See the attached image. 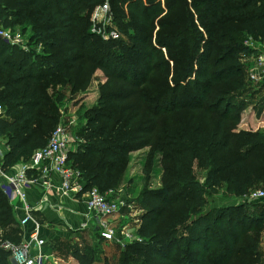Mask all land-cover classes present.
Listing matches in <instances>:
<instances>
[{
    "label": "trees",
    "instance_id": "obj_1",
    "mask_svg": "<svg viewBox=\"0 0 264 264\" xmlns=\"http://www.w3.org/2000/svg\"><path fill=\"white\" fill-rule=\"evenodd\" d=\"M104 3L116 39L90 27L94 8ZM8 23L30 30L31 49L0 39L3 170L47 144L58 109L100 70L106 81L97 103L78 109L83 122L71 133L79 141L68 164L81 174L82 193L96 187L119 195L128 156L140 148L150 149L144 173L156 151L175 156L163 166L160 187L138 194L142 237L122 246L116 264L261 262L264 208L203 210L207 192L225 185L224 197L236 199L264 183V133L232 131L243 108L232 97L245 77L243 39L264 43V0H0V24ZM179 112L191 115L180 121ZM194 161L207 170L203 183ZM89 233L105 241L96 227ZM22 239L0 191V264H13L4 244ZM71 253L80 264L95 260L94 248L74 246Z\"/></svg>",
    "mask_w": 264,
    "mask_h": 264
},
{
    "label": "rangeland",
    "instance_id": "obj_2",
    "mask_svg": "<svg viewBox=\"0 0 264 264\" xmlns=\"http://www.w3.org/2000/svg\"><path fill=\"white\" fill-rule=\"evenodd\" d=\"M103 5V4H102ZM101 6V4L99 5ZM98 7V5L96 6ZM95 7V8H96ZM94 8V9H95ZM94 12V10H93ZM97 21H92L90 27L93 31L97 33L103 32L106 33L109 29H116L112 26L113 23L108 20L105 13H101L96 17ZM11 20V19H9ZM109 22V23H108ZM112 23L111 26L109 24ZM5 29L9 30L13 34H19L23 42L21 46L26 47L25 49L19 47L23 51H30L31 44L28 38L29 29L25 33L20 32L19 26H15V29H12L10 24H0ZM243 44L248 48L249 52H241L239 60L244 65L245 77H243V86L239 89L233 90L232 93L236 101H243V108L239 112V119L236 123V127L233 128V132L237 133L239 131H252V132H261L264 133V80L255 81L252 80L249 76L251 63L255 58L257 52L264 48V43L261 41L252 38L251 36H246L243 39ZM43 47L39 44L36 46L37 52L42 51ZM256 51L255 53H251ZM158 57V55L156 56ZM105 77L100 70H97L94 74V77L90 81L89 85L84 89V91L76 92L73 99L67 104H64L58 109L59 112V122L58 125H64L67 127L68 132L71 134L75 128L78 127L80 120L78 117V109L89 108L96 105L98 98V87L99 85L105 83ZM218 95L217 93L212 94V96ZM237 102V103H238ZM191 115L190 113L179 112L175 113L176 118L182 121L186 116ZM72 140H77L75 137L71 136ZM75 146V145H74ZM150 149L148 147L140 148L136 151H133L129 154V164L125 174L124 181L121 186L118 188L119 195H116L117 198L127 199L133 201L125 206L121 207L118 213H114L113 216L109 217L108 220L111 223V226L116 229L118 236H121V232L124 228L129 230L134 235V240H140L141 235L137 232L139 227L143 222V214L145 209L142 208L140 202L137 200V196L141 191L145 190H155L160 187V176L163 170L165 163H168L171 160H167L168 157H174V154L170 151L159 150L153 153V158L151 160V166L148 173L142 172L143 165L146 161V155ZM167 157V158H165ZM195 177L200 183L205 181L206 169L202 166H198L194 161L192 166ZM264 188V183L260 182L259 185L251 188L250 191L254 189ZM225 185L222 188L216 189L215 192L205 195L207 204L204 207L203 212L210 209H217L227 205H240L245 206L247 209H263L264 201H249L245 198H226L224 197ZM248 192V193H249ZM130 205V206H129ZM264 224V218H262ZM94 228V227H93ZM101 235L100 228L96 227ZM124 231V230H123ZM261 237H264V229L261 231ZM73 233V232H72ZM133 240V241H134ZM116 243L110 241L98 240L89 232L83 233H73L72 236H69L68 239H59L52 242L51 247L55 254L56 264H75V257L71 253V248L76 246V248L83 249V247H88L95 249L94 261L89 264H116L120 256V251L123 249L122 245H119L120 248H117ZM264 240L262 244L260 242L259 249L261 252V262L259 264H264V254L262 250L264 249ZM263 248V249H262ZM78 262V261H77ZM80 264V263H78Z\"/></svg>",
    "mask_w": 264,
    "mask_h": 264
},
{
    "label": "built area",
    "instance_id": "obj_3",
    "mask_svg": "<svg viewBox=\"0 0 264 264\" xmlns=\"http://www.w3.org/2000/svg\"><path fill=\"white\" fill-rule=\"evenodd\" d=\"M105 13L108 20L109 6L104 3L94 9L92 20L97 21L96 17ZM109 23V22H108ZM104 39L118 38L119 34L115 30H109L106 33L100 32ZM0 39L4 40L11 46H21V36L13 34L9 30L0 25ZM249 76L252 80H264V48L260 49L251 63ZM4 115V108L0 105V118ZM79 140H72L71 134L64 125H57L52 132L49 141L42 148L36 149L29 162L21 164L15 171H5L2 169V151L5 147L3 136L0 133V191L6 196L16 215V221L22 228L26 224L31 223L32 228L29 231L27 238H23L18 245L4 244V247L9 248L12 252L13 264H45V255L42 252L43 247L46 246L45 239L40 237V224L33 216V206L30 205L27 198V187L34 184L37 180L34 176L28 174L29 171L36 168L40 169L42 177L49 172L57 174L60 179V185L57 188L62 196H69L70 194H82L85 196L86 206V222L87 220H94L95 227L100 228L101 236L110 242L124 246L125 243L134 240V235L124 228L121 236H118L116 229L111 226L109 217L114 213H118L122 206L127 204L124 199H119L115 195V191L109 190L106 193H101L96 187L89 189L82 193L83 181L80 172L68 164V155L76 149V143ZM75 145V146H74ZM47 161L49 165H43ZM51 188H48L50 192ZM114 197H111V196ZM110 196L111 198H108ZM242 198L249 201H264V188L254 189L244 195ZM44 201L38 204L41 209ZM130 206V205H129ZM21 211L22 215L17 216V212Z\"/></svg>",
    "mask_w": 264,
    "mask_h": 264
},
{
    "label": "crops",
    "instance_id": "obj_4",
    "mask_svg": "<svg viewBox=\"0 0 264 264\" xmlns=\"http://www.w3.org/2000/svg\"><path fill=\"white\" fill-rule=\"evenodd\" d=\"M5 150L6 148L2 151ZM26 162L29 161L19 160L10 167V170L15 171L21 164ZM43 165L47 166L49 163L44 161ZM28 174L34 176L37 180L34 184L27 187V198L30 205L34 207L32 210L33 216L40 224V237L46 241V246L42 249L46 257L45 264H56V256L51 247L52 242L59 239H68L77 230L87 229L86 231L89 232V229L95 227L96 223L94 220H87V225L84 226L87 213L85 206L86 197L81 193L62 196L57 190L61 182L57 174L49 172L42 177L38 168L29 171ZM48 188H51L49 189L50 192H48ZM41 200L44 202L40 209V204L38 203ZM21 215V211H18L17 216L20 217ZM31 228V223L21 228L23 238H27ZM262 240H264V237H261V244ZM262 252L264 254V249ZM75 264H78V262L75 261Z\"/></svg>",
    "mask_w": 264,
    "mask_h": 264
}]
</instances>
